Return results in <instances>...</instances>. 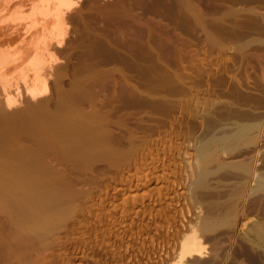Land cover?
<instances>
[{
  "label": "rangeland",
  "instance_id": "rangeland-1",
  "mask_svg": "<svg viewBox=\"0 0 264 264\" xmlns=\"http://www.w3.org/2000/svg\"><path fill=\"white\" fill-rule=\"evenodd\" d=\"M71 1L55 58H45L53 66L47 91L35 102L21 97L0 118L6 146L32 152L19 155L26 172L0 169V264H264V235L256 232L264 191L244 186L234 167L243 159L264 165V0ZM69 112L77 117L64 125ZM42 123L55 133H40ZM245 124L255 127L249 141L200 166V140ZM168 133L178 152L167 160L169 175L183 177L184 191H163L161 208L109 206L110 186L124 181L116 175ZM158 150L152 155L164 157ZM12 176L21 188H11ZM42 208L54 217L38 218ZM174 209L178 223L165 218Z\"/></svg>",
  "mask_w": 264,
  "mask_h": 264
},
{
  "label": "bare ground",
  "instance_id": "bare-ground-1",
  "mask_svg": "<svg viewBox=\"0 0 264 264\" xmlns=\"http://www.w3.org/2000/svg\"><path fill=\"white\" fill-rule=\"evenodd\" d=\"M73 5V1L71 0H0V59L2 60V67H0V72H2L3 74V80H2V84H1V89H0V108L4 107L5 111H0V118H5L6 117V111L7 110H12L14 108H19L22 104H21V97H23V100L25 98H30L31 100H33L35 102V100L42 98L43 93H45L47 91V82L48 80L51 78H49L50 76V69H53V66H49L48 64V60H50L49 58H55V54L56 52L54 51L55 48L54 46L57 44H60L62 39L61 37L64 36L65 32H66V16H65V11H68V9L70 10L71 6ZM76 5V4H75ZM67 13V12H66ZM67 34V33H66ZM64 38V37H63ZM61 46V45H60ZM57 57V56H56ZM47 58V59H45ZM52 59V60H53ZM50 60V62L52 61ZM54 62V61H53ZM26 68H24L23 70L19 71L21 73V78L18 77L16 78L15 75L13 77V74L10 75L12 70H17L19 68H21L22 66H24ZM51 67V68H50ZM50 68V69H49ZM49 70V73H47V71ZM53 73V72H52ZM52 75V74H51ZM48 77V78H47ZM49 85V84H48ZM22 103H24L22 101ZM21 104V105H20ZM7 109V110H6ZM31 109H35L36 108H31ZM74 109V108H73ZM72 109V110H73ZM15 110V109H14ZM17 110V109H16ZM32 111V110H31ZM70 111V110H69ZM71 112V111H70ZM69 112V116L71 115V117L65 118L64 120L67 119V121H75V118L77 117L75 114V117L72 115L73 111L70 113ZM77 113V112H76ZM32 114V113H30ZM78 115V113H77ZM32 116V115H31ZM34 116V115H33ZM68 116V115H67ZM74 117V118H73ZM71 118V119H69ZM79 118V117H78ZM83 118V117H82ZM35 119V118H34ZM81 119V117H80ZM2 120V119H1ZM0 120V121H1ZM4 120V119H3ZM42 120V119H41ZM40 120V121H41ZM63 120L64 125H66L65 123H70L69 122H65ZM61 121V120H60ZM80 120L78 119V122ZM83 121V120H81ZM3 122V121H2ZM15 123L17 121H14ZM77 122V121H76ZM77 122V123H78ZM56 123V122H55ZM59 123V122H58ZM76 123V125H78ZM5 124V123H4ZM8 124V123H7ZM44 123H42L43 125ZM57 124V123H56ZM75 124V123H73ZM84 124V123H83ZM90 124V123H89ZM19 125V124H18ZM17 125V127H18ZM35 125V123L33 124ZM54 125V124H53ZM58 125V124H57ZM56 125V126H57ZM61 125V124H60ZM73 125V126H76ZM260 125V124H259ZM9 126V125H8ZM52 126V125H51ZM51 126L48 125V127H45V124L43 125L42 128H44V130H40L43 131V133H48V134H53L54 130L51 128ZM93 126V125H92ZM91 126V127H92ZM95 126V125H94ZM235 126V125H234ZM32 127V126H31ZM78 127H80V125H78ZM173 127V126H172ZM8 127H5V129ZM34 131L35 134L36 132L38 133V129L37 126H34ZM77 128V127H76ZM174 128V127H173ZM238 128V127H237ZM255 127L251 126V125H239V128L236 129V131H234L233 133H224L222 135H213L209 138H204L203 140H200L197 143V149L199 152V162L200 166H205L206 164H208V162H210L211 160L213 161L217 159V152L219 149H223L226 151H231L232 149L234 150V146H233V142L235 141V144L237 141H241L243 139H248L247 141H249V134L250 132L253 131ZM11 129V128H9ZM32 129V128H31ZM89 128H87L88 130ZM93 129V128H92ZM259 128H257L258 130ZM3 130V129H2ZM68 130V129H67ZM84 130V129H83ZM172 130V129H171ZM1 131V130H0ZM14 131V130H13ZM72 131V130H71ZM79 131V130H77ZM91 131V128H90ZM95 131V130H94ZM97 131V130H96ZM175 131V130H174ZM10 132V131H9ZM65 132V131H64ZM85 132V131H84ZM92 132V131H91ZM170 132V131H169ZM21 133V131H20ZM39 133V134H40ZM55 133V132H54ZM86 133V132H85ZM97 133V132H96ZM165 133V132H164ZM167 133V131H166ZM165 133V134H166ZM171 133V132H170ZM173 133V131H172ZM171 133V135H172ZM3 134V132H2ZM14 134V133H13ZM80 134V133H79ZM164 134V135H165ZM169 134V133H168ZM4 135V134H3ZM1 135L0 136V143L2 142V144H0V169H2L4 172H6L7 174H9L10 172H14V171H22L21 169L25 170L24 168H28L25 166V163L28 159L25 160V157L22 162H20V156L19 155H30L31 149H29L27 146H24V144H19V142H17L18 144L13 145V147H8L5 144V136ZM6 135V134H5ZM47 135V134H46ZM70 135V133H69ZM76 135V134H75ZM160 135V134H159ZM163 135V134H162ZM170 134L168 136H166L164 139L160 138L159 141H155V143L157 144H153V142H151L154 147L152 148V146H150L148 148L149 151H151L150 154H147L146 156L148 157H139L137 159H134V161L132 162V164L130 166H128L129 168H127V170H125L122 175L120 173V175H116V177L121 176V178H123V184L118 182L117 185H111L110 186V190L112 191L111 194L114 197V199L110 202V205H113V207H117L120 206L121 210L123 211V205H126V201L130 200L132 203L134 202H138L140 203V205H144L145 207H163L164 204L167 203V198H165L164 196L162 197L163 193L165 192L166 196L167 195H171L172 193H178V191H184V189L186 188L185 185L183 184V177L179 176L180 178H177L173 180H171L170 176V171H174V169L170 170L169 166L171 164V162H167V160L169 161L170 159H172L173 155L178 153L176 149H174L176 146V140L173 135V137ZM14 136V135H13ZM20 136V135H19ZM18 136V137H19ZM48 136V135H47ZM56 136V135H55ZM81 136V135H79ZM177 136V135H176ZM8 137V136H7ZM58 137V136H57ZM82 137V136H81ZM88 137V136H87ZM205 137V136H204ZM86 138V137H85ZM7 139V138H6ZM20 139V138H19ZM17 139V140H19ZM86 140V139H85ZM92 140H94L92 138ZM15 141V139L13 140ZM20 141V140H19ZM66 141V140H65ZM80 141V140H79ZM84 141V140H82ZM245 141V140H244ZM70 142V141H69ZM72 142V141H71ZM75 142V141H73ZM86 142V141H85ZM90 142V140H89ZM95 142V140H94ZM16 143V142H15ZM21 143V142H20ZM77 143V142H76ZM88 143V142H87ZM101 143V142H99ZM239 143V142H238ZM96 144V143H95ZM82 145V144H81ZM87 145V144H86ZM85 145V146H86ZM90 145V144H88ZM65 146V145H64ZM98 146V145H97ZM101 146V145H100ZM162 146L161 150L162 152L164 151V157L161 155L162 160L158 159L160 156H157L158 158L154 157V152L155 153H159L160 151L158 150L159 147ZM237 146V145H235ZM32 147V146H31ZM88 147V146H87ZM91 147V146H90ZM88 147V148H90ZM75 148V147H74ZM94 148V147H92ZM91 149V148H90ZM99 149V148H97ZM177 149H179V147H177ZM89 150V149H88ZM237 150V149H236ZM75 151V150H74ZM167 151V152H165ZM180 151V149H179ZM220 151V150H219ZM97 152V150H96ZM99 152V151H98ZM161 152V153H162ZM181 152V151H180ZM179 152V154H181ZM166 153V155H165ZM91 154V152H90ZM143 154V153H142ZM17 155V156H16ZM37 155V154H36ZM141 155V154H140ZM178 155V154H176ZM18 157L19 161L17 162L15 160V162H13L12 157ZM175 156V155H174ZM160 157V158H161ZM174 158V157H173ZM244 158V157H243ZM12 159V160H11ZM23 159V157H22ZM253 159V158H252ZM18 160V159H17ZM36 160V159H35ZM198 161V160H197ZM30 162V160L28 161ZM180 162V161H179ZM184 162V161H183ZM224 162V161H223ZM222 162V163H223ZM239 162V163H238ZM236 165H234V167H239L241 168L242 171V182L244 184V186H250L251 185V189L254 191H264V165L262 164H256L254 162H250V161H245L244 159L241 161H238ZM35 163V162H33ZM169 163V164H167ZM174 163V161H173ZM185 163V162H184ZM212 163V162H211ZM215 163V162H214ZM221 163V162H220ZM221 163V166H223ZM259 163V162H258ZM198 164V163H197ZM225 164V163H224ZM231 166L233 165L232 163H230ZM27 166H29V164H26ZM31 165V163H30ZM175 165V164H174ZM227 166H229L228 164H225ZM33 166V165H32ZM207 167V166H206ZM31 168V167H30ZM29 168V170H30ZM173 168V167H172ZM185 168V167H184ZM200 168V167H199ZM203 169L205 167H202ZM209 168V167H208ZM223 168V167H222ZM238 168V169H239ZM32 169H34L32 167ZM176 169V168H175ZM179 169V168H178ZM201 169V168H200ZM1 170V172H2ZM205 170V169H204ZM204 170L202 171L204 173ZM16 171V172H17ZM180 171V170H178ZM183 171V170H182ZM206 171V170H205ZM231 171V170H230ZM9 172V173H8ZM22 172H26V171H22ZM28 172V171H27ZM40 172V171H39ZM177 172V171H176ZM207 172V171H206ZM5 173V174H6ZM185 173V172H184ZM199 173V172H198ZM201 173V172H200ZM2 174V173H1ZM4 174V175H5ZM14 174V173H13ZM15 173L14 176H16ZM32 174V173H31ZM202 174V173H201ZM206 174V173H204ZM241 174V173H240ZM11 175V174H10ZM20 175V174H19ZM18 175V177H19ZM177 175V174H176ZM184 175V174H183ZM234 175V174H233ZM238 175V174H236ZM3 176V175H2ZM8 176V175H7ZM12 176V177H14ZM189 176V175H188ZM199 176V175H197ZM204 176V175H203ZM239 176V175H238ZM17 177V178H18ZM21 177V176H20ZM19 177V178H20ZM24 177V176H22ZM201 177V176H200ZM10 178V177H9ZM15 178V177H14ZM10 178V182L11 183V188L12 189H16L17 186H20V183L16 181V179ZM31 178V177H30ZM120 178V177H119ZM120 178V179H121ZM199 178V177H197ZM240 179V177H238ZM8 178H5L4 181H8L6 180ZM21 179V178H20ZM26 179V178H25ZM37 179V178H36ZM192 179V178H191ZM18 180V179H17ZM35 180V179H34ZM43 180V179H42ZM48 180V179H47ZM193 180V179H192ZM197 180V179H196ZM201 180V179H200ZM19 181V180H18ZM32 181V180H30ZM29 181V182H30ZM199 181V180H198ZM28 182V181H27ZM197 182V181H195ZM202 182V181H201ZM24 183V186L27 184ZM194 183V182H193ZM199 183V182H198ZM251 183V184H249ZM32 184V183H31ZM190 184V183H189ZM7 185V184H6ZM5 185V186H6ZM39 185V184H38ZM193 185V184H192ZM197 185V184H196ZM204 185V184H203ZM236 185V184H235ZM23 186V187H24ZM27 186V185H26ZM32 186V185H31ZM243 186V185H242ZM10 188V186L7 185V188ZM22 187V188H23ZM2 188V187H1ZM21 188V186H20ZM26 190L28 189V187H24ZM33 188V187H32ZM29 188V189H32ZM37 188V186H36ZM25 189L23 190V193H25ZM43 189V188H42ZM249 190V189H248ZM250 190V191H252ZM10 191H12L10 189ZM15 191V190H14ZM22 191V190H21ZM25 191V192H24ZM28 191V190H27ZM37 191V190H36ZM164 191V192H163ZM249 191V192H250ZM32 192V191H31ZM35 192V191H33ZM110 192V191H109ZM150 193H152L153 195H158L157 198L152 199L151 195H148ZM155 192V193H154ZM163 192V193H162ZM9 193V192H8ZM18 192H16L17 194ZM37 193V192H36ZM40 193V192H39ZM53 193V192H52ZM256 193V192H255ZM31 194V193H30ZM29 194V195H30ZM110 194V195H111ZM240 194V193H239ZM21 195V194H19ZM24 195V194H22ZM28 195V193H27ZM17 196V195H16ZM15 196V198H16ZM109 196V195H108ZM11 197V195H10ZM13 197V196H12ZM21 197V196H20ZM30 197V196H28ZM42 197V196H40ZM110 197V196H109ZM111 197V198H113ZM156 197V196H155ZM19 198V197H18ZM22 199V198H21ZM23 199H25L23 197ZM29 199V198H28ZM33 199V198H32ZM110 199V198H108ZM102 200V199H101ZM107 200V199H106ZM261 200V199H260ZM8 201V200H7ZM12 201V199H11ZM24 200H22L21 202H23ZM27 201V200H25ZM104 201V200H102ZM101 201V202H102ZM254 201V200H253ZM15 202V201H14ZM19 202V200H18ZM19 202V203H21ZM54 202V201H53ZM106 202V201H105ZM103 202V203H105ZM221 202V201H220ZM258 202V201H257ZM33 203V202H32ZM56 203V202H55ZM101 203V204H103ZM108 203V202H107ZM105 203V204H107ZM153 203V204H152ZM8 204V203H6ZM10 204V203H9ZM25 204V203H24ZM35 204V203H34ZM52 204V203H51ZM109 204V203H108ZM178 204V203H177ZM222 204V203H221ZM53 205V204H52ZM225 205V204H224ZM3 206V205H2ZM10 206V205H9ZM37 206V205H36ZM100 206V205H99ZM98 206V207H99ZM178 206V205H177ZM21 207V206H20ZM43 207V206H42ZM97 207V206H96ZM166 207V206H165ZM118 208V207H117ZM117 208H114L115 210ZM43 209V208H42ZM45 209V208H44ZM41 212L40 210V214L36 215L39 216L38 218L41 217V219L43 218V216H47V215H52L49 209L46 212ZM110 209V208H109ZM119 209V208H118ZM126 209V208H125ZM124 209V210H125ZM128 209V208H127ZM220 209H224V208H220L217 210L218 215L221 211H219ZM18 210V209H17ZM26 210V209H25ZM55 210V209H54ZM53 210V211H54ZM95 210V209H94ZM98 210V209H97ZM111 210V209H110ZM132 210V209H131ZM167 210V209H166ZM181 210V209H180ZM230 210V208H229ZM232 210V209H231ZM15 211V210H14ZM29 211V210H28ZM38 211V209H37ZM128 211V210H127ZM160 211V209H159ZM17 212V211H16ZM52 212V211H51ZM96 212V211H95ZM98 212V211H97ZM101 212V210H100ZM110 212H113L110 211ZM118 212V211H117ZM133 212V211H132ZM137 211V215H138ZM163 212V210H162ZM179 209L177 210H173L171 212L165 211V218L166 219H173L176 223H178V213H179ZM124 213V212H123ZM128 213V212H127ZM161 213V212H160ZM182 213V212H181ZM226 213V212H225ZM231 213V212H230ZM37 214V213H36ZM57 214V213H56ZM107 214V213H106ZM134 214V213H133ZM227 214V213H226ZM225 216H229L226 215ZM55 215V214H54ZM103 215V214H102ZM123 215V214H122ZM125 215V214H124ZM137 215H133L135 217H137ZM206 215V214H205ZM216 215V216H218ZM53 216V215H52ZM108 217H110L109 215H107ZM106 216V217H107ZM160 216H162L160 214ZM181 216V214H180ZM208 216V215H206ZM21 217V216H20ZM49 217V216H48ZM54 217V216H53ZM99 217V216H98ZM113 217V215H112ZM116 217V216H115ZM129 217V216H128ZM163 217V216H162ZM185 217V216H184ZM23 218V217H22ZM117 218V217H116ZM120 218V217H119ZM181 218V217H180ZM231 218V217H230ZM110 219V218H108ZM112 219V218H111ZM124 219V218H123ZM122 219V220H123ZM208 219V218H207ZM220 219L223 220L222 215L220 214L219 217L216 218V221H221ZM44 220V218H43ZM113 220V219H112ZM126 220V219H125ZM169 220V222H170ZM183 220V219H182ZM25 221V220H24ZM111 221V220H110ZM120 221V220H119ZM167 221V220H166ZM207 221V220H206ZM197 222V221H196ZM204 222V221H201ZM209 221H207L208 223ZM36 223V222H35ZM171 223V222H170ZM173 223V222H172ZM185 223V221H184ZM206 223V224H207ZM214 223V222H213ZM120 224V222H119ZM124 224V223H123ZM183 224V223H182ZM190 224V223H189ZM203 224V223H202ZM205 224V222H204ZM28 225V224H27ZM33 225V224H32ZM114 225V224H113ZM179 225V224H178ZM177 225V226H178ZM185 225V224H184ZM215 225V224H214ZM259 225V223H258ZM261 225V224H260ZM264 225V224H263ZM115 226V225H114ZM120 226V225H119ZM171 226V225H170ZM213 227V225H209V227ZM38 227V226H37ZM180 227V225H179ZM183 227V226H182ZM204 226H201V228ZM208 227L205 225V228ZM208 227V228H209ZM28 228V227H27ZM106 228V227H104ZM110 228V227H109ZM121 228V227H120ZM177 228V227H176ZM200 228V229H201ZM264 228V227H263ZM263 228L261 227H257L256 228V232L257 234L263 236ZM90 229V228H89ZM97 229V228H96ZM102 229V228H101ZM108 229V228H106ZM113 229V228H112ZM170 229V228H169ZM39 230V229H38ZM209 230V229H208ZM263 230V231H262ZM33 231V230H32ZM37 231V230H36ZM102 231V230H101ZM159 231V230H158ZM200 231V230H199ZM204 231V229H203ZM206 231V230H205ZM30 232V230H29ZM43 232V231H41ZM107 232V231H106ZM116 232V230H115ZM119 232V231H117ZM32 233V232H31ZM99 233V232H98ZM42 234V233H41ZM114 234V233H113ZM122 234V233H121ZM40 235V234H39ZM109 235V234H108ZM118 236V235H116ZM39 237V236H38ZM259 242V241H258ZM198 243L197 245L194 246V249L192 251L195 252H199L202 251L203 249H198ZM202 254V253H201Z\"/></svg>",
  "mask_w": 264,
  "mask_h": 264
}]
</instances>
